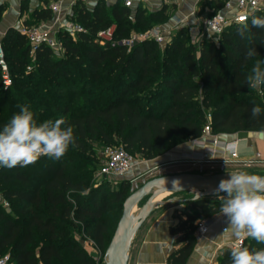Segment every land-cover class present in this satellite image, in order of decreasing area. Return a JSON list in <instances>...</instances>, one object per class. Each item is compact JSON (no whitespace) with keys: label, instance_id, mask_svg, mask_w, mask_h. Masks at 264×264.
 <instances>
[{"label":"trees","instance_id":"16d2710c","mask_svg":"<svg viewBox=\"0 0 264 264\" xmlns=\"http://www.w3.org/2000/svg\"><path fill=\"white\" fill-rule=\"evenodd\" d=\"M78 4L73 17L87 32L73 38L59 30L62 55L47 46L32 51L14 28L1 40L12 82L5 87L0 71V129L20 111L18 105L27 104L38 122L64 117L76 145L60 160L41 156L32 167H0V256L7 253L9 264H95L70 233L74 220L104 249L115 225L111 216L118 222L127 196L125 181L100 199L99 191L89 188L96 147L118 143L151 159L201 136L207 123L212 133L264 132V112L251 114L254 105L264 109V86L256 91L245 82L251 67L247 49L254 47L264 59V29L253 28L243 39L233 25L218 45L205 39L197 46L180 28L164 46L146 40L128 49L120 43L100 45L94 35L110 24L116 25L117 39L143 31L165 22L163 11L138 8L130 19L123 4L109 9L101 0L91 9ZM37 14L51 18L49 9ZM220 206L212 199L184 203L171 228L183 233L184 243L169 255L170 264L185 263L197 221ZM243 247L264 245L246 238ZM213 264H232L231 248H222Z\"/></svg>","mask_w":264,"mask_h":264},{"label":"crops","instance_id":"0c3cea01","mask_svg":"<svg viewBox=\"0 0 264 264\" xmlns=\"http://www.w3.org/2000/svg\"><path fill=\"white\" fill-rule=\"evenodd\" d=\"M101 1L108 9L117 4H123V0ZM56 2L59 4V10L53 11L51 4ZM216 2L217 0H135L133 6L129 8V15L132 10L134 12L133 17L130 18L129 16V18L134 19L138 8H142L144 13L163 11L166 21L151 27L161 26L166 29L167 35L171 39L180 28L186 27L190 32L188 34L193 39L198 22L212 12ZM77 3H79L78 6L84 4L88 9L96 4L93 0H0V40L10 28L20 31L23 27L36 24H44L58 33L59 30H63V23L77 22L73 17ZM45 9L50 10L51 18L41 19L38 17L37 13ZM132 32L136 31L130 33ZM213 136L220 142L237 140L240 158L254 157L257 151L264 152V132L262 131L242 130L233 133H215ZM214 137L206 140L189 139L154 158L144 159L137 165L159 168L164 162L177 161L192 154L219 157L222 155L221 152L213 153L210 149L213 147L212 139ZM245 145L246 149L251 151H247ZM135 166L136 163L133 164L127 174L133 171ZM212 200L219 199L214 198ZM178 205L181 204L160 206L149 214L133 236L128 251L127 264H170L169 255L184 243L182 232L171 231V228L179 222L177 214L184 207V205L177 207ZM206 220L209 228L202 236L194 233L195 243L184 264H213L217 261L221 249L229 247L230 242L233 241L221 236L224 228L227 227V221L224 216L220 215V211L206 217Z\"/></svg>","mask_w":264,"mask_h":264},{"label":"clouds","instance_id":"9594fccd","mask_svg":"<svg viewBox=\"0 0 264 264\" xmlns=\"http://www.w3.org/2000/svg\"><path fill=\"white\" fill-rule=\"evenodd\" d=\"M236 27L241 38L248 39L253 28L264 29V16L255 15L253 9ZM246 61L251 62V67L245 82L250 89L261 88L264 86V59L254 47H249ZM18 107L20 111L0 129V167H26L41 156L60 160L70 145L76 146L73 127L64 117L38 122L29 105ZM262 112L264 109L258 104L251 109L253 117H259ZM244 147L246 149V145ZM215 195L221 201L220 215L227 221L221 236L236 241L251 238L264 245V176L246 170L233 171L228 179H221ZM231 257L232 264H264V248L250 250L234 244Z\"/></svg>","mask_w":264,"mask_h":264},{"label":"built area","instance_id":"2783aa9c","mask_svg":"<svg viewBox=\"0 0 264 264\" xmlns=\"http://www.w3.org/2000/svg\"><path fill=\"white\" fill-rule=\"evenodd\" d=\"M98 1V0H93ZM135 0H123V4L131 8ZM220 2L217 8L212 12L201 18L198 22L196 34L193 37L192 43L199 45L203 40L209 37H218L229 27L237 25V23L246 18L249 11L255 9V15L264 14V0H217ZM53 11L59 10V4H51ZM133 10L130 13V18L133 17ZM243 17V19H241ZM62 29L70 36L75 37L80 33H86L87 29L79 22L69 21L62 24ZM116 25L110 24L107 27L99 29L94 35V41L98 44H114L120 43L130 49L134 44L146 40H152L160 45H165L170 42L171 38L167 35L166 29L161 26H154L143 31L132 32L128 36L115 38ZM20 32L25 35L30 48L34 51L40 46L50 47L52 50L62 53L64 48L62 41L57 37V33L52 31L44 24H36L23 27ZM0 71L2 83L5 87L11 85V76L9 73L8 64L4 57V50L0 40ZM210 117V114L207 115ZM209 123H207L202 131L201 136L194 138V140H206L207 138L214 137ZM213 153L221 152L219 157H205L202 154H192L183 157L182 159L193 166L210 165L213 167L218 164L221 169H225L229 165L249 166L254 161L264 163V152L257 151L254 157L240 158L237 148V140L220 142L215 137L212 139ZM133 158L129 152L123 147L111 148L107 150L106 160L99 169V174L104 177H120L127 173L133 167ZM8 205V202L5 201ZM209 228L206 218L197 221L194 233L198 236L204 235ZM234 244L244 245L243 241L233 240L230 242L231 248ZM0 264H9V255L2 254L0 256Z\"/></svg>","mask_w":264,"mask_h":264},{"label":"water","instance_id":"95a60500","mask_svg":"<svg viewBox=\"0 0 264 264\" xmlns=\"http://www.w3.org/2000/svg\"><path fill=\"white\" fill-rule=\"evenodd\" d=\"M228 178V172L213 174L178 172L158 175L143 182L129 193L122 203L121 216L105 250L104 264H127L133 236L155 208L168 204L184 205L188 201L210 199L215 196V189L221 179ZM193 187L202 191L189 197L172 196L152 202L162 193L189 191ZM145 197L146 200L140 207L139 213L134 215V207Z\"/></svg>","mask_w":264,"mask_h":264},{"label":"rangeland","instance_id":"374dc122","mask_svg":"<svg viewBox=\"0 0 264 264\" xmlns=\"http://www.w3.org/2000/svg\"><path fill=\"white\" fill-rule=\"evenodd\" d=\"M1 15V13H0ZM35 24V23H33ZM31 26V25H29ZM186 31L188 29L185 27ZM187 33H190L189 31ZM189 35L190 42L192 43V38ZM76 37V36H75ZM73 37V38H75ZM220 36L218 37H209L207 40H213L215 44L218 45ZM102 45V44H100ZM62 55V53H61ZM260 89V88H259ZM259 89H255L256 91H259ZM215 134V133H213ZM122 147L121 144L115 143V144H110V145H101L100 147H96V167L91 173L90 177V187L91 189H96L99 191L97 193V198L100 199L104 193L107 195H112L115 189L119 187V183L121 181H125L127 183L126 186V195L131 193L136 187L140 186L143 182L146 180L158 176V175H163V174H170V173H178V172H196V173H203V174H213V173H221V172H228L231 173L233 171H239V170H246L249 173L252 174H258V175H264V163L259 162V161H254L251 165L249 166H241V165H229L226 166L225 169H221L218 164H215L213 167L210 165H203L202 168L199 166H193L190 163L184 161L183 159H179L177 161H167L164 162L160 165L159 168H147L145 166H140L137 165V163H140L144 158H142L140 155L135 154V153H130L134 164L136 163V166L133 171H131L129 174L125 173L123 176L117 177H104L101 174H99V169L103 165V163L106 160V153L108 149L111 148H119ZM171 149V148H170ZM33 164L28 165L32 167ZM27 166V167H28ZM147 168V169H146ZM43 168L39 166V172ZM193 192L190 191H179V192H171L168 193L167 195L163 196L160 199H165L166 197H189L192 196ZM221 195H226L224 193H221ZM216 198V195L211 197L210 199ZM217 199V198H216ZM146 197L142 199L137 205L141 207L143 203L145 202ZM171 205V204H169ZM167 206V205H166ZM3 207L6 210H10L11 207L8 204H5L3 202ZM44 207V206H43ZM177 207H183V205H178ZM156 209V208H155ZM118 217L112 215L111 220H115V225L117 222ZM70 221V220H69ZM67 221L66 223L68 224ZM74 227L70 229V233H72L74 239L79 242V244L85 249V251L88 253V255L94 260L95 264H104V254L106 247L104 249H100L93 239L90 237V235L86 234L85 231L83 230V227L80 225V223L75 222L74 220ZM115 225H113L112 230L109 232V239L111 238Z\"/></svg>","mask_w":264,"mask_h":264},{"label":"bare ground","instance_id":"6f19581e","mask_svg":"<svg viewBox=\"0 0 264 264\" xmlns=\"http://www.w3.org/2000/svg\"><path fill=\"white\" fill-rule=\"evenodd\" d=\"M189 191L190 192H193V194H197V193H200L202 190L201 189H199V188H190L189 189ZM168 194V192H165V193H162V194H160L158 197H155L153 200H152V202H154V201H157L158 199H160V198H162L163 196H165V195H167ZM139 211H140V207L138 206V205H136L135 207H134V209H133V214L135 215V214H137V213H139Z\"/></svg>","mask_w":264,"mask_h":264},{"label":"snow or ice","instance_id":"6c2138e0","mask_svg":"<svg viewBox=\"0 0 264 264\" xmlns=\"http://www.w3.org/2000/svg\"><path fill=\"white\" fill-rule=\"evenodd\" d=\"M241 19H243V17Z\"/></svg>","mask_w":264,"mask_h":264}]
</instances>
